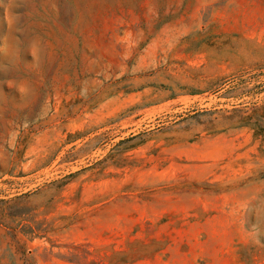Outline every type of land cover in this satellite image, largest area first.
Wrapping results in <instances>:
<instances>
[{
	"label": "rangeland",
	"instance_id": "1",
	"mask_svg": "<svg viewBox=\"0 0 264 264\" xmlns=\"http://www.w3.org/2000/svg\"><path fill=\"white\" fill-rule=\"evenodd\" d=\"M0 264H264V0H0Z\"/></svg>",
	"mask_w": 264,
	"mask_h": 264
}]
</instances>
